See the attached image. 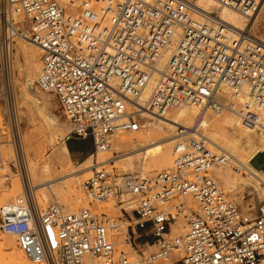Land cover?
Returning a JSON list of instances; mask_svg holds the SVG:
<instances>
[{
    "label": "built area",
    "instance_id": "1",
    "mask_svg": "<svg viewBox=\"0 0 264 264\" xmlns=\"http://www.w3.org/2000/svg\"><path fill=\"white\" fill-rule=\"evenodd\" d=\"M216 1L251 18L264 0ZM195 11L189 0H0V103L16 153L10 163L0 149L3 183L11 185L15 169L22 183L26 173L14 88L19 37L43 51L37 85L55 95L73 125L65 142L90 137L95 150L109 147L117 132H138L144 115L161 117L184 105L221 113L238 103L245 128H264V41L242 33L230 39L218 19L196 20ZM15 14L24 17L27 29ZM174 40L160 71L158 62ZM223 88L236 100L226 101ZM227 162L225 153L210 150L199 136L176 145L171 170L119 177L94 168L83 188L98 203L125 195L135 201L133 236L148 230L159 246L149 261L168 259L177 250L181 258L175 264H264V196L254 217L241 213L209 175ZM23 187L22 196L0 207V231L15 236L33 262L84 264L88 256L100 264H132L125 253L116 255L114 223L104 215L70 212L58 203L41 210L29 183ZM179 197H192L198 211L184 201L168 207ZM182 217L189 220L186 235L167 238Z\"/></svg>",
    "mask_w": 264,
    "mask_h": 264
},
{
    "label": "bare ground",
    "instance_id": "2",
    "mask_svg": "<svg viewBox=\"0 0 264 264\" xmlns=\"http://www.w3.org/2000/svg\"><path fill=\"white\" fill-rule=\"evenodd\" d=\"M146 1L149 3H155L160 0H146ZM189 1L193 4L196 10L193 15L194 19L203 21L204 17L208 15L218 19L223 25L224 34L226 37L236 40L238 39V35L242 33V34L251 35L252 37L264 41L263 39L256 37V35H253L248 30H246L250 25V17L242 14L238 10H235L228 6L220 5L216 0H189ZM21 16L22 15L20 14L14 15L16 22H21V20H19ZM19 38H22V40H24V41H18L21 42L19 43V46L21 53L24 56V62L21 60L20 55H17L15 60L16 62L15 67L17 69L24 68L25 78H26L25 79L26 86L21 90L20 98L23 100L25 104L32 105V107H35L37 116L34 119V122L40 121L41 124H43L47 129H49L52 135H55L56 128L60 126V120L49 113V109L51 107V102L49 97L47 96L45 98L38 99L32 96L30 92V89L32 88L30 86L39 78L40 76L39 74L41 73V69H42L41 66H36L34 64L33 55L40 54L43 51L35 42L31 40L28 41L29 39L23 37H19ZM177 38L178 37H176V40ZM176 40H174L173 43L167 47L163 56L159 60L157 65L158 70L163 71L166 68L167 62L173 53ZM27 42L35 43L39 49L32 47L33 45L31 47H26ZM13 56H14V50H13ZM157 79H158V75L155 74L153 77V82L147 94H149L150 90L152 89ZM36 90L38 91V89ZM222 95L224 96L225 100L227 99L226 101L232 102L236 100L233 96V92L231 95L230 89L228 88H223ZM231 97L232 99L229 100ZM238 109L239 106L237 108L236 106L232 105V107L229 109L230 111H227V113H225L224 116L220 118H211L210 117L211 115L209 116L206 114L208 113L209 110L207 112L200 113V110L197 107L187 106V105L180 106L177 108H172L169 112H167L164 116L161 117L144 115L150 118H154L158 123L164 122L166 124V125L164 124L165 125L164 127L157 129L154 128L153 125H151V129L156 131L157 134L159 135L157 141L155 140L153 141L150 138V136H146V135H140L137 140H134L133 139L134 137L133 138H127L125 136L115 137V140H113V147L117 149L121 147L129 148V150L131 151L124 153L119 158H124L125 160H129L130 162L132 161L131 158H132V154L134 153L133 151L136 152L137 150L140 151L142 149L144 155H143V159L141 160H143V162L147 163L148 160L151 162H159L158 166L159 168H162L173 165V155H172L173 143L175 142V140H177L178 136H181L184 133L185 134L189 133V135H193L196 138H199V136H203L204 139H207L208 148L210 150L214 152L219 150L220 152H223L228 156L231 166L227 165L226 163L227 167L219 166L215 168L217 176L219 177L220 181L222 182L225 188L234 191L237 190L238 187H240L242 184L243 185L252 184L259 191L261 190L262 192H264V128H262L260 131H254V130L252 131L245 128L237 114ZM30 111L31 110H29L26 113L28 119L32 117V116L30 117ZM221 113H217V114H221ZM31 119H33V117ZM261 119H262L261 120L262 125L264 126V110L262 111ZM175 126L179 127L178 130L179 134L177 133L174 134L175 131L172 129V127ZM200 127L201 129L203 128V134L199 133ZM166 129L167 131H165ZM241 139H245L244 145H242ZM38 141H39L38 138L32 132L29 133V135L25 138L24 141L26 150L29 153L33 152L34 157L36 158L35 159L31 155L32 157L31 160L32 161L36 160V162L35 163L29 162L30 173H31L30 179H32L33 181H39V184L35 185L38 188H44V187L49 188L50 184L52 182H55L59 178L44 180L43 175L50 171V165L46 163L42 166V168L38 167V165L40 164L39 162H41V160L43 159V154L41 155L40 150L37 149L35 146V144ZM159 142H165L166 144L165 153L163 155H158L155 151L148 153V150H153ZM62 144H63L64 153L69 156V150L66 142L63 141ZM137 145H140L141 147L137 148ZM111 149L112 148L109 147L97 149L96 150V153H98L97 163L91 164L85 168L87 169H90L91 167L99 168V169L102 168L103 166L100 165L106 164V162L114 158L110 152ZM93 155H91L90 158H92ZM11 156H13L12 150H11ZM6 158L8 157L6 156ZM20 177L19 175L18 177H16L14 183V189L11 192H4L3 191L4 189L2 190L0 185V207L11 203L12 201L16 200L18 197L23 195L24 187H22L23 183L21 182ZM78 185H79L78 180L76 179L69 180L63 183V185H61L62 187L56 191L58 197L67 204L73 206V208L79 207L81 204H83V202L87 203L85 199V194L78 189ZM263 194L264 193H262V195ZM11 198H13L14 200L7 202V200ZM115 199L116 198H111L110 200L106 201L104 204L111 202ZM36 201L40 208L45 206L47 203V199L42 200L38 198L36 199ZM189 202H191V200H189ZM127 204H132V203H130L129 201ZM70 212H77V211H70ZM116 225L117 224L114 223L115 228ZM185 227L186 226L183 225L181 221H178V225L175 226V228H173V231L175 232V234L185 233L186 235L187 232ZM115 228L113 230H115ZM152 246L155 245L153 244ZM98 261L99 260L97 258H92L88 256L84 258V264H90V263L92 264V262L93 264H100V262ZM0 264H45V263L33 262L26 255V253H24L21 249H18L15 246L14 240L12 238L0 235Z\"/></svg>",
    "mask_w": 264,
    "mask_h": 264
},
{
    "label": "rangeland",
    "instance_id": "3",
    "mask_svg": "<svg viewBox=\"0 0 264 264\" xmlns=\"http://www.w3.org/2000/svg\"><path fill=\"white\" fill-rule=\"evenodd\" d=\"M19 20H21V22H18V23H21L20 25L24 29H27V24H26L24 17L21 16V18ZM246 30H248L251 34L256 35V37H259V38L264 40V1L260 5V7L257 9V11L250 18V25H249L248 29H246ZM18 41H24V40H22V38L16 39V44L14 45V56H13L15 98H16V103H17V107H18V114H19V124H20V131H21L22 148H23L25 158H26L25 169H26L27 174L24 172L25 183L23 181V184L29 183V186L31 187L33 193L35 194L36 199H38V198L42 199V200L47 199L46 205L41 207V210H45L51 204L58 202L67 211L68 210L69 211H79L81 209H89L92 213L102 214V215H104L106 220H110L113 223L117 224L115 230L111 231V235H112V239L114 242V246H115L117 256H119L121 253H125L129 259V261L132 264H175V262L181 258V252L177 251V250L172 251V253L168 259H154L152 261H149L147 259L148 257L152 256L153 254H155L158 251L159 246L154 244L155 240L152 236H150V232L148 230H145L143 232H140L138 230L137 234L135 236H133L132 231H131V227H134L136 224V220H135L136 216H135V212H134V210L136 208V203L134 200L130 199V196L125 195L122 197H117L115 200L108 202L106 204H104L105 202L98 203L96 201H93L92 199H90L87 196L86 192L84 191L83 185L90 177H92L94 168L91 167L90 169H87L85 167H87L91 164H95L98 161V153H96V150H95L94 145H93V141L90 137H88L86 139H80L78 137L72 138L73 140H79V141L83 142L88 149H91L92 153L94 154V155L92 154L93 155L92 158H90V156H91L90 155L86 160H83L81 162H76L74 160H71L70 156H68L64 153L62 142L65 141L64 138L70 132H72L73 125L65 117L55 95L52 93H49V92H45V91L41 90L40 88H38V85H37L38 79L30 86V87H32L30 89L31 95L38 98V99L39 98L42 99V98H45L47 96L49 97L50 102H51V107L49 109V113L60 120V126L58 128H56L55 135H52V133L49 131V129H47L43 124H41L40 121L34 122V119L37 116V112H36L35 107H32V105L25 104L23 102V100L20 98L21 90L26 86V81H25L26 78H25L24 68L17 69L15 67V64H16L15 60H16L17 55H20L21 60L24 62V56L21 53L20 46H19V43H21V42H18ZM28 41H30V40H28ZM27 43H26V47H31L33 45L32 47L39 49L35 43H33V42H27ZM42 54H43V52H41L40 54H34L33 55L34 64L36 66H41V68H42V61H41ZM0 88H1V84H0ZM36 89H38L39 92ZM230 93L232 95V90H230ZM231 99H232V97L229 100H231ZM238 106L239 105H236L237 108H238ZM29 110H31L30 111V117L32 116L33 119H31L32 117L30 119H28L26 116V113ZM225 113H227V111L226 112L224 111L221 114H217L216 112L209 110L208 113H206V114L209 116L211 115L210 116L211 118H220V117H223ZM164 124H165L164 122L158 123L154 118H150L148 116H145L144 120H143V126L139 130V132H134V133L117 132L116 134H114V136H111L109 138V140H110L109 148H112L110 152L114 158H112L111 160L106 162V164L100 165V166H103L101 169L112 172L119 177H123V176L129 175V174H141L142 176H146V177H154L158 173H161V172H164L167 170H171L173 168V165L168 166V167L159 168V166H158L159 162H151L149 160L147 161L148 164L143 162V160H141V159H143V155H144L142 149L140 151L137 150L136 152L133 151L135 154L134 153L132 154V158H131L132 161L130 162L129 160H125L124 158H119L124 153L131 151V150H129V148L121 147V148L117 149V148L113 147V140H115V137H124V136L127 138H133L134 137L133 139L137 140L140 135H146V136H150V138L153 141L154 140L157 141L159 135L157 134L156 131L151 129V125H153V127L157 129V128L164 127L166 125V124L165 125ZM172 129L175 131L174 134H176V133L179 134V131H178L179 127L175 126V127H172ZM200 129H201V127L199 128V133L203 134V128L201 130ZM165 131H167V129ZM30 132H32L38 138L39 141L35 144V146L37 149L40 150L41 155L43 154V159L41 160V162H39L40 164L38 165V167L42 168V166L46 163L50 165V171L43 175L44 180H48V179L50 180V179H54V178L58 179L59 178L55 182H52L50 184L49 188H45V187L44 188H38L35 185L39 184V181H33L32 179H30L31 178L30 163L36 162V160H34V161L31 160V158L34 157V153L33 152L29 153L26 150V146L24 143L25 138L29 135ZM0 134H4L2 140H3V142H5V144L0 146V149L2 150L3 154H5L4 155L5 158H6V156L8 157V158H6L8 160V162L15 163L16 153H15L13 146L10 143L11 137H10V133H9V128L7 126V123H6L5 109H4V105L2 102L0 103ZM189 139L193 140V139H197V138L194 137L193 135H189V133L188 134L184 133L181 136L177 137V140H175V142L173 143V149H172L173 161H174V157H175L176 145L178 143L184 141V140H189ZM241 142H242V145H244L245 139H241ZM140 147H141L140 145H137V148H140ZM9 148L12 150L13 156H11V150ZM154 151L158 155H163L166 151L165 142H159L153 150H148V153L154 152ZM215 152L218 153L220 151L218 150ZM31 155H32V157H31ZM126 163H128V164H126ZM61 164H63V165H61ZM227 165L231 166L230 162H227ZM221 166L227 167L226 164L221 165ZM63 170H65V171H63ZM145 170H147L148 172ZM72 172H75V173H72ZM18 175H19V177L21 176L20 171L15 169L14 173H12V183L9 186H7L3 183V180L1 179V176H0L1 189L2 190L4 189L3 190L4 192H11L14 189L15 179H16V177H18ZM209 175L211 177H213L218 182L221 189L223 190V192L227 196L228 200L231 201L241 213L247 214L250 217L255 216L258 207L260 206V204L263 201L264 194L262 195V193H264V192H262L261 190L259 191L252 184H249V185H243L242 184L240 187H238L237 190L231 191V190H229L223 186L222 182L220 181L219 177L217 176L215 168H213L210 171ZM20 179H21V177H20ZM75 179L78 180V182H79L78 189L85 194V199H86L87 203L83 202V204H81L79 207L73 208V206H71L70 204H67L66 202L61 200L58 197L56 191L58 189H60L62 187L61 185H63V183H65L66 181L75 180ZM21 182H22V179H21ZM23 184H22V187H23ZM58 186H59V188H58ZM237 192H238V194H237ZM41 194H43V195H41ZM231 194H233V195H231ZM12 200H14V199L13 198L8 199L7 202H10ZM189 200H191V202H189ZM127 201L128 202L130 201V203H132V204H127L128 203ZM183 201L190 208L191 212H197L198 211V209H199L198 205L192 197L176 198L170 202L168 207H170L171 204H177V203H180ZM187 215H188V217L191 216L189 213H187ZM178 221H181V223L186 226L185 227L186 232L188 231L189 220L186 217H182V218L178 219L174 224L171 225V230H170L169 234L167 235V238L174 239V238L182 237L185 235V233H176L175 234V232L173 231V228H175V226L178 225ZM139 234H142V236L139 239H135V237H138ZM0 235L12 238L14 240L15 246L18 249H20L18 244H17V240H16L15 236L4 234L1 231H0ZM149 239H152L153 243H150V244L147 243V241ZM153 244L155 246H152ZM98 262H100V260ZM92 264H93V262H92Z\"/></svg>",
    "mask_w": 264,
    "mask_h": 264
},
{
    "label": "crops",
    "instance_id": "4",
    "mask_svg": "<svg viewBox=\"0 0 264 264\" xmlns=\"http://www.w3.org/2000/svg\"><path fill=\"white\" fill-rule=\"evenodd\" d=\"M80 139H86V138H80ZM69 150V156L71 160H74L76 162H81L83 160H86L90 155H92V150L88 149L85 144L79 140H73L70 139L66 142ZM147 243H153L152 239H149Z\"/></svg>",
    "mask_w": 264,
    "mask_h": 264
}]
</instances>
